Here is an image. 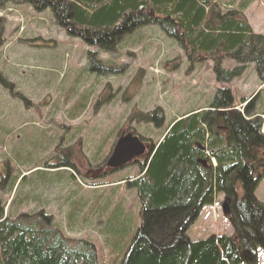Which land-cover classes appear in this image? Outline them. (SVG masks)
Here are the masks:
<instances>
[{
  "label": "trees",
  "instance_id": "trees-1",
  "mask_svg": "<svg viewBox=\"0 0 264 264\" xmlns=\"http://www.w3.org/2000/svg\"><path fill=\"white\" fill-rule=\"evenodd\" d=\"M19 1L37 12L48 9L53 23L66 37L88 48L113 52L119 45L138 43L140 28L155 27L182 50L188 61L210 60L218 83L228 84L253 65L264 84V36L254 34L243 16L253 0L236 4L233 0H0V10ZM2 34L0 18V45ZM87 56L89 72L97 73L100 60H92L94 55L89 51ZM225 60L233 67L223 68ZM90 99L83 95L72 106L68 111L71 121L82 115ZM251 100L241 99L245 107L235 109L230 90L223 86L217 88L205 108L183 113L166 125L159 107L145 114L133 110L125 120L127 125L143 121L157 130L165 128L155 142L135 127L125 130L147 142L150 153L143 161L132 163L134 176L116 182L135 192V217L128 213L120 222L115 221L120 209L116 207L107 215V199L99 202L101 211L92 214L95 219L103 218L99 233L102 246L109 250L108 259L98 255L91 239L68 236L65 226L43 211L42 201L34 198L39 208L23 212L22 206L30 198L24 194L15 208L13 197L6 214L0 209V264H257L258 251L264 253V207L254 195L257 178L264 170V114L262 109H255L257 104ZM6 134L0 129V161L3 166H16L7 188L9 195L20 179L15 193L19 191L23 166L29 168L26 173L40 178L41 184L34 181L26 188L29 191L49 182L46 175H57L56 182L62 177L69 181L71 158L61 157L57 165L53 163L57 171H48L50 166L43 170L44 163H31L36 151L31 146L29 155L26 152L31 164L23 165L18 154H1L7 144ZM63 139L46 143L53 142L54 148L62 151ZM77 140L75 136L69 138L66 146L72 149ZM88 159L84 158L89 169L92 167ZM0 183L3 186V180ZM97 185L112 187L107 183ZM220 195L230 199L227 219L232 234L190 239L187 231L192 223ZM76 215L77 211L67 212L68 230L74 228L71 226Z\"/></svg>",
  "mask_w": 264,
  "mask_h": 264
},
{
  "label": "rangeland",
  "instance_id": "rangeland-1",
  "mask_svg": "<svg viewBox=\"0 0 264 264\" xmlns=\"http://www.w3.org/2000/svg\"><path fill=\"white\" fill-rule=\"evenodd\" d=\"M239 1L232 2L236 4ZM243 16L254 34L264 36V0H253ZM0 18L3 20L0 129L7 133L4 138L7 144H4L1 154L4 151L10 153L9 157L18 154L23 165L44 163L41 168L46 170L44 168L50 166L48 171L51 172L58 170L55 165L61 157L71 158L72 164L69 167L72 170L68 169L71 174L67 176L69 181L62 177L56 182L57 175H51V178L46 175L50 181L42 184L43 187L39 186L41 189L30 191L26 188L31 183L33 185L34 181L41 184L40 178L31 172L26 173L29 170L27 166L20 167L23 181L19 191L15 193L20 179L13 194L9 195L7 188L16 166L12 163L11 166H3L0 161V181L3 180L0 209L6 214L13 197L12 206L15 208L22 195L29 194L28 203L22 206L23 212L39 208L34 198L42 201L43 211L65 226L68 236L91 239L98 255L104 259H108L109 250L102 246L99 233L103 228V218L94 217L101 211L99 202L103 203L107 199L110 203L107 215L119 207L120 212L115 215L117 222L121 221L124 214L125 218L128 213L134 218L137 213L135 192L126 189L123 183H116L121 178L134 176L135 168L131 164L111 174L106 160L126 128L135 127L138 133L152 142L160 138L157 135L165 128L157 130L152 124L143 121L127 125L125 120L133 110L145 114L159 107L165 116L166 125L170 119L183 113L205 108L217 88L224 86L234 98L237 105L235 109L245 107V104L240 103L241 99H252L257 104L255 109H262L264 114V84L260 82L253 65H248L238 78L228 84H220L216 81L210 60L198 61L194 58L196 61H188L182 50L155 27L140 28L138 43L119 45L113 52H105L97 47L88 48L81 41L66 37L64 31L53 23L48 9L37 12L19 1L16 5L1 9ZM87 51L93 53L92 60H100L97 73L89 72L91 65ZM222 67L231 68L233 63L225 60ZM83 95L91 98L88 107L82 115L71 121L68 111ZM74 136L78 140L71 149L66 144ZM60 137L65 140V143L62 142V151L55 149L53 142L50 143L52 139ZM31 146L36 151H33L30 163L26 152L29 155ZM99 147L101 149L97 152ZM71 153L73 157H70ZM11 158L10 161L14 163L15 160ZM84 158H89L90 170ZM142 159L139 157V161ZM97 165L101 167L93 168ZM98 183H107L112 187L98 186ZM254 195L264 207V170L257 178ZM223 200L220 195L213 207L201 210L187 231L190 239H203L211 234H232L231 225L222 214ZM69 211H77L71 230L66 226L65 217ZM259 260V264L264 261L261 252Z\"/></svg>",
  "mask_w": 264,
  "mask_h": 264
},
{
  "label": "water",
  "instance_id": "water-1",
  "mask_svg": "<svg viewBox=\"0 0 264 264\" xmlns=\"http://www.w3.org/2000/svg\"><path fill=\"white\" fill-rule=\"evenodd\" d=\"M149 153L150 150L146 153V147L138 136L133 135V133H127L114 144L106 165L111 169H118L143 155L147 157ZM229 202L230 199L226 197L221 205L222 213L225 216L230 213Z\"/></svg>",
  "mask_w": 264,
  "mask_h": 264
}]
</instances>
